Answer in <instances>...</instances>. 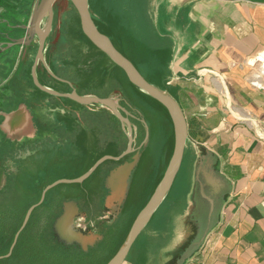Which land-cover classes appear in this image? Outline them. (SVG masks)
Instances as JSON below:
<instances>
[{"label":"crops","instance_id":"0c3cea01","mask_svg":"<svg viewBox=\"0 0 264 264\" xmlns=\"http://www.w3.org/2000/svg\"><path fill=\"white\" fill-rule=\"evenodd\" d=\"M148 4L157 35L171 50L165 83L182 107L188 140L183 165L172 189L176 202L172 209L184 199V211L178 216L182 220H172L173 245L162 247L154 260L148 257L146 262L264 264V90L249 82L252 70L249 60L258 53L264 54V0H149ZM31 59L30 55L26 64L18 60L6 81L18 76L21 83L29 86L27 71ZM42 73L50 79L43 84L51 87V78L43 69ZM111 74L112 66H108L107 75ZM60 83L66 84L68 90L58 89L59 92L72 91V86ZM13 87L12 91L20 97L14 110L22 104L27 108L19 109L13 122L8 123L10 135L18 134L19 141L28 136L30 141L40 131L50 133L45 126L42 129L40 122L34 126L29 116H37L29 101L35 100L37 104L41 98L43 105L47 97L37 96L32 85L24 93ZM1 98L4 106L7 99ZM52 98L55 104L52 107L61 102L67 112L68 106L77 104L65 98ZM109 114L112 117L110 111ZM198 164L215 170L228 187L208 234L194 244L198 229L206 227L208 213L197 192ZM183 169L189 176L187 186L176 193ZM160 225H164L163 221ZM157 231L161 228L157 227ZM140 258L139 254L137 262ZM124 264L134 263L126 260Z\"/></svg>","mask_w":264,"mask_h":264},{"label":"rangeland","instance_id":"374dc122","mask_svg":"<svg viewBox=\"0 0 264 264\" xmlns=\"http://www.w3.org/2000/svg\"><path fill=\"white\" fill-rule=\"evenodd\" d=\"M148 1L149 0H115L114 2L117 7H119L121 3L125 5L124 8L127 9V12L124 13L126 15L124 20L130 22L136 21L135 18L141 15L140 11L143 8L145 10L144 17L148 18L151 12ZM35 2L36 0H5L4 7L10 9L11 13L9 12V15H13L12 13H19L18 9L25 11V13H23V15H25L24 21H29ZM143 2L144 6L142 7ZM8 14L6 13L5 15ZM75 16V9L73 5L70 4L69 0L57 1L55 5L53 29L47 40V46L49 47L47 52L48 65L61 79L69 81L72 84V87H70L71 90L76 89L82 94L102 98L113 97L126 112L128 111L130 113L128 117L133 124V133L135 137L133 148L135 151L127 157L128 159L125 160L124 163L132 162L134 156L141 150L142 155L140 165L133 174L127 206L132 211H138L149 198L161 177V172L165 169L170 151L169 134L171 130L168 129L167 135L165 136L166 138H163L160 132L154 133V135L150 132V136L147 139L148 123L145 117L142 113L129 105L127 97L122 91L123 88L120 82L115 77L113 78L107 75L108 66H112V70L116 72L121 80H124L121 71L116 69L111 64L110 60L99 51L70 35L72 25L75 24ZM7 18L10 19L9 16H7ZM139 18L142 24L147 28V22L143 20L141 16ZM6 21L7 20L4 21L3 26L9 25ZM46 22V20L43 22V26ZM1 31L3 33L6 32L5 29ZM23 34L24 31L22 29H13L11 32H8L6 36L7 40L1 36L0 40L4 41L2 43H7L8 38L21 37ZM60 36L67 38L70 47L61 55L55 56L54 54L60 50ZM19 47L20 46H15L4 53H0V69L2 70L0 71V98L4 97L7 99L6 102L4 101L6 106H3L2 102H0V165L4 167L6 177V185L0 190V206H10L12 202L14 203L18 200L19 195H24L23 191L21 192L19 188L21 185H26L30 179L27 180V178L23 176L24 173L18 178V167H22L24 162H30L27 165L31 168H35L36 164L31 165L32 162L28 159L30 156L36 158L37 160H35V162L41 165L42 169H45L43 175H35V180L46 181L52 178L59 180L63 179V177L74 178V172L79 171L82 173L86 171L97 159H99V157L115 154L116 145L113 141L119 144V151L121 152L125 151L128 146V129H124L121 123H117L113 120L108 109L99 107L98 105L93 107V105L82 106L80 104H74V107L68 106L67 112L63 109L65 105L61 102L57 103L56 106L58 107H52L55 105L52 96L36 90L30 81L29 86H25L23 82L21 83L18 76L15 78H13V76L6 81L7 78L4 76L3 72L9 73L11 71L12 66L17 61L19 52H21ZM37 49L38 45L32 47L30 53L22 58V63L26 64L27 58L30 57V55L31 58H34ZM8 52L11 53L6 54ZM10 57L12 58L10 61L12 65L11 68L7 70L5 66L8 63L7 59ZM54 62H57L59 69ZM64 62H66V64H64ZM256 68L257 65L252 67L250 75H252L253 71L257 70ZM203 71L204 73L206 72V70ZM39 78L42 83H48V80H50L43 75L41 68L39 69ZM3 79H5V81ZM51 80V88L57 91L58 89L68 90L66 84L53 79ZM31 85L36 91L37 96L47 97V101L43 100V105L40 103L41 98L37 99V104L34 103L35 100L29 101L35 108L33 112L37 113V116L33 117L34 126L36 123L39 124L40 122V124L43 125L42 129L45 126L48 130L50 129L51 132L45 134L43 131H40L39 135L36 136L37 138L33 140L28 141L29 137L27 136L24 141H15L17 140L16 135L18 134L14 133L10 135L7 131V126L3 125L4 121H6L4 115L15 111L14 109L19 100L14 98L15 95L13 94L12 87L14 86L13 88H15L18 93H24ZM64 117L67 119H64ZM59 123H64L66 126L61 127ZM64 128L75 131H67L64 130ZM124 163L121 165L109 163L103 167V170H105L103 174H101L102 169H100L92 177L87 179L84 184L80 186L72 184L79 189H83L84 200L94 202L90 207L83 205L82 208L76 202V204L72 203L66 206L67 210L71 211L79 210L82 212L84 210L82 216H84L85 219H83V223H81L78 228V232L82 233L86 240H84L83 244L77 246L79 248L75 249L76 251H70L61 246H50L54 243L50 241L53 236L51 230H49L53 212L44 210V213L38 220V226L41 231L39 233L30 231L26 234L24 245L15 253V260L21 264L23 256H28L30 258L22 261V264H87L86 262H81L84 257L82 253H79L78 249L83 247L86 250L95 242L96 239L94 236H97V234L99 235L98 232L108 231L120 217V215L115 217V215L110 212V207L115 210L117 209L115 208L117 202H107L106 198L111 194V191L105 186V183L106 179H109L110 173L120 169L121 166H124ZM188 177L186 170L183 169L175 187L176 193L184 189L183 187L186 185L185 182ZM17 180L20 181L19 183L21 185L18 186ZM122 185L123 181H117L116 186H114V191H121L120 188ZM183 202L184 199L182 198L179 200V204L176 208H171L169 210V219L172 218L173 220V218H175L176 222L182 220L178 218V216L184 211L185 203ZM59 210H56L55 213H58ZM41 213L40 211V214ZM163 217H165V213L161 211L157 218V222L143 233L139 243L132 252L133 260H136L137 256L140 254L143 259L141 263L147 264L146 260L148 257L154 260L162 247L166 245L171 246L175 238L172 233V228L170 227L173 221H168L167 224L160 225L162 221H164ZM157 227L161 228L160 232L157 231ZM172 238L173 240L171 241ZM52 241L54 240L52 239ZM70 246L75 247L76 245ZM106 256L100 255V258H97L95 255L93 263L90 264H98V260L100 263ZM127 262H131V260L128 259ZM150 264H155V262L151 261Z\"/></svg>","mask_w":264,"mask_h":264},{"label":"water","instance_id":"95a60500","mask_svg":"<svg viewBox=\"0 0 264 264\" xmlns=\"http://www.w3.org/2000/svg\"><path fill=\"white\" fill-rule=\"evenodd\" d=\"M57 1L59 0H36L28 23L16 26V28L22 29L24 31L23 36L17 39L8 38L7 43L0 42V53H4L5 51H8L15 46H20L19 49H21V52H19L17 61L15 63H17L18 60L19 63H21L23 61L22 58L28 55L29 47H35V45L37 44L38 49L36 55L34 58L31 59V61H33V65L31 67V76L34 85L42 92L51 96L70 99L73 102L82 106L98 105L99 107L108 109L113 115L118 118L122 127L124 129H128V146L126 150L119 156L114 157L111 155H106L100 158L90 168V170H88L80 177L74 179H59L46 186V188L42 192L40 201L28 209L23 224L15 235L14 242L10 248L9 253L4 256H0V260L8 258L12 255L13 250L18 242V239L23 230L26 228L27 224L29 223L33 212L36 208L41 206V204L46 198L47 193L50 190L62 184H81L85 182L88 178H90L91 175L98 169V167L105 161H119L125 156L132 154L135 151V149L133 148L135 140L133 133V124L130 118L128 117L130 113L128 111L126 112L125 109L117 102L115 98H102L92 95H81L76 89H72L71 92L61 93L51 87L44 85L40 81L39 69L41 68L45 70L49 78L59 82H65L68 85L72 86L69 81L61 79L58 75H56V73L48 65L47 60V40L53 29L55 20V5L57 4ZM69 2L73 5L74 9L78 13L83 33L100 51L106 54L115 65L120 67L125 72L129 81L134 86H136L143 93L157 100L167 109L173 125L174 150L167 165V168L164 172V175L161 181L156 186L152 196L150 197L146 205L135 218L125 242L117 251V253L107 263L124 264L133 246L135 245L139 237L142 235V233L146 230L154 215L170 194L177 179V176L182 168L188 140L187 121L182 107L180 106L178 101L171 95V93L167 90H162L156 85L150 83L137 69V67L117 49L111 38L99 30L91 13L90 1L69 0ZM45 20L47 22L43 26V22ZM35 40H38V42H35ZM21 107H19L16 111L10 112L9 114H5L4 116L6 118V121H4L3 125L7 126L10 121L13 122V117L17 114V111H19V109L27 108V105L22 104ZM29 116H31L33 119L32 114H30ZM147 127L148 139L150 136V128L149 126ZM15 141L19 140L17 139ZM141 155L142 150L134 156L132 162L126 164L124 163V166H121L120 169L111 172L108 177L109 179H106L105 186L111 191V194L107 196L106 200L110 203L117 202V206L115 207L117 208L116 210L110 207L111 213L115 215V217H118V215H120L122 212V207L124 205L125 200L127 199L133 174L140 163ZM196 180L199 201L207 205L208 213L205 229L202 230L204 226L202 228H199V226L197 225L200 230L198 229L197 231V240L194 242V244H197L200 239L205 238V236L208 234V231L210 230L211 225L217 217L218 212H220L221 210V207L223 205V196L228 187L226 182L219 176V174L215 170L209 168L206 169L202 164H198V168L196 171ZM117 181H123V185L120 188L121 191H114V186H116ZM5 185V169L0 165V190L3 189ZM72 203L76 204L75 201H69L63 204L62 213L59 217L55 219L53 228L55 236L60 242L64 243L65 245L80 246V244H83L84 240L86 239L84 238L85 236L82 233L78 232V228L76 227L74 221L75 218L80 215V211H71L67 210L66 208L67 205ZM94 237L96 241L103 239V236L101 235H97ZM188 251L189 249L185 252V254Z\"/></svg>","mask_w":264,"mask_h":264},{"label":"trees","instance_id":"16d2710c","mask_svg":"<svg viewBox=\"0 0 264 264\" xmlns=\"http://www.w3.org/2000/svg\"><path fill=\"white\" fill-rule=\"evenodd\" d=\"M89 1H90V9L93 19L96 25L98 26L99 30L111 38L117 49L137 67V69L150 83L156 85L162 90H167L170 92L168 85L165 83V73L167 71L168 64L170 61L171 50L168 47L167 43L165 41H162V39L158 37L157 32L154 29V25L150 15L148 16V18L144 17L145 15L144 8L140 11L141 12L140 16L143 18V20L147 22L148 24L147 28L142 24L141 19L139 18L140 16H138V18H135L136 21L127 22L124 20L125 19L124 17L126 16L124 13L127 12V9L124 8L125 5H123L122 3L121 5L119 4V7H117L116 3L114 2L115 0H89ZM4 3L5 0H0V36L5 40H7L6 36L8 35V32H11V30L14 28L13 27L14 25L25 24L27 23L28 20L24 21L25 15H23V13H25V11H22L20 9H18L19 13H12L13 15H9L8 13L10 12V9L8 7L7 8L4 7L5 5ZM143 6H144V2L142 7ZM6 13L8 15H5ZM75 13H76L75 24L72 25V29L70 30L71 33L70 35L78 38L80 41L86 43L91 48L99 51L106 58H108V56L104 54L102 51H100L83 33L81 28L80 18L76 10ZM7 16H9V18L12 21L8 19ZM5 20H7L6 23H8L9 25L3 26ZM3 29H5L6 32L3 33L1 31ZM59 41H60L59 43L60 50L54 54L55 56L61 55L62 53L66 52V50L70 47V44L66 37L60 36ZM10 53L11 52H8L6 54H10ZM11 60H12L11 57L7 59L8 63L5 66L7 70L8 68H11L12 65L10 63ZM110 62L116 69L121 71L124 80H121L114 70H112L111 76L113 78L115 77L120 82L123 88L122 91L126 95L129 105L143 114V116L145 117L148 123L151 134L154 135V133L160 132L161 136L163 138H166L165 136L167 135L168 129L171 130L169 134L170 151H169L167 163L165 165V169L164 171L161 172V177L158 181L159 183L164 175V172L167 168V165L170 161V158L174 150V130L170 115L167 109L161 103H159L157 100L153 99L149 95L140 91L136 86H134L129 81L127 75L120 67L115 65L111 60ZM54 63L57 64L56 62ZM64 64H66V62H64ZM32 65H33V61H31L30 66L28 68L27 78L36 90L42 92L33 83V79L31 76ZM0 71L2 70L0 69ZM114 72H115V76H114ZM11 73H12L11 71L9 73L3 72L6 78L11 76ZM66 100L70 103H74L70 99H66ZM112 119L115 120L117 123H120V121L115 115H112ZM118 155L119 154L117 153L115 156ZM124 161L125 160H120V161H116V163L121 165L122 163H124ZM94 163L86 171L82 173L79 172L76 176H74V178H77L82 174H84L85 172H87L94 165ZM56 180L58 179L52 178L46 181H38L35 179H30L25 186V189L28 190V192L30 191L28 195L25 194L19 195L18 200H16V202L14 203L12 202L10 206L9 205L0 206V256H4L9 253L10 248L14 242L15 235L21 228L28 209L40 201L42 192L46 188V186L55 182ZM82 184H84V182L75 185L80 186ZM64 186L65 185H60L54 188L53 190H51L50 192H48L44 202L33 212L29 223L27 224L26 228L23 230V232L21 233L18 239V242L13 250L12 255L8 258H4L0 260V264H19L18 261L15 260V253L16 251H18V249L21 246L24 245L25 236L28 232L33 231L34 233H39L41 231L40 227L38 226L39 223L38 220L39 217L44 213V210L47 212L49 211L53 212L49 224V230H51L53 236V238H51L50 241L51 243L52 242L54 243L51 244L50 246H61L70 251H76L75 249L79 248L77 247L79 245L72 247L70 245H65L64 243L60 242L54 233V228H53L54 219L61 212L63 204L70 199V197L61 198L60 196L55 195V192L60 188H63ZM154 190L150 194L149 198L145 201L142 208H140L138 211L137 210L132 211L127 206V199H128V195H127V199L124 202V205L122 207V213L118 221L116 220L114 226L110 227L108 231L99 233V235L105 237V240L103 239L98 240L93 247H90L87 250L83 248H80L81 250L78 249L79 253L80 254L82 253L84 257V259L81 262H86L87 264L93 263L95 255L97 258H100V255L106 256V254L109 252L108 255L105 258H103V260L100 263L98 260V264H107L125 242L135 218L137 217L139 212L143 209V207L146 205V203L152 196ZM172 196L173 195L171 190L170 194L165 199L161 207L158 209V211L154 215L153 219L151 220L146 230L148 228H151V226L157 222L158 220L157 218L160 215L161 211L165 213V217H163L164 220L163 222L166 223H164V225L167 224L168 221L172 222V218L169 219L168 216L169 210L176 204ZM60 205L61 208H58L60 207ZM56 210H59V212L55 213ZM40 211L42 212L41 214ZM82 222H83L82 217H79L77 219V223L80 225ZM142 235L139 237V239L133 246L127 258V260L128 259L131 260V262H133L134 264H141L143 260L142 258H140L139 262H137V259L133 260L132 258V252L136 247V245L139 243ZM52 239L54 241H52ZM92 250H93L92 253L94 254H91L90 251ZM29 258L30 257L28 256H23L22 261L28 260Z\"/></svg>","mask_w":264,"mask_h":264},{"label":"flooded vegetation","instance_id":"af4514ba","mask_svg":"<svg viewBox=\"0 0 264 264\" xmlns=\"http://www.w3.org/2000/svg\"><path fill=\"white\" fill-rule=\"evenodd\" d=\"M19 25H22V24H19ZM16 26H18V25H14L13 27V29H18V28H16ZM12 29V30H13ZM20 36H17V37H14L15 39H17V38H19ZM37 40H35V42H36ZM1 43L2 42H4V41H0ZM32 48V46L31 47H29V51H30V49ZM29 51H28V53H29ZM6 56H8V55H6ZM2 59V58H1ZM114 76H115V72H114ZM14 98L15 99H19L20 97H17V95L18 94H15L14 93ZM20 96V95H19ZM61 119H63V118H61ZM64 119H67L66 117H64ZM64 121V120H63ZM64 123H65V121H64ZM114 143H115V145H116V153L115 154H112L111 156H114V157H116L115 155L118 153L119 155H121L123 152H121V151H119V144L116 142V141H113ZM30 154V153H29ZM118 155V156H119ZM130 155V154H129ZM129 155H127V156H125L124 158H122L121 160H127L128 158V156ZM100 158H102V156L100 157ZM99 158V159H100ZM28 159H30L31 160V165L33 164H36L35 165V168H31L30 166H28L27 164H29V163H26V162H24V164H23V166L21 167V166H19L18 168H19V170H18V178L19 177H21V174L22 173H24L23 174V176L25 177V178H27V180L28 179H35L36 177H35V175L36 176H39V175H43L44 173H45V169H42V167H41V165H39L37 162H35V160H37L36 158H32L31 156L28 158ZM98 159V160H99ZM34 160V161H33ZM97 160V161H98ZM96 161V162H97ZM120 161V160H119ZM95 162V163H96ZM125 162V161H124ZM140 162H141V159H140ZM94 163V164H95ZM109 163H115V164H117L116 163V161L115 160H107V161H105L104 163H102L98 168L99 169H97L92 175H91V177L95 174V173H97L100 169H102V172H101V174H103V172L105 171V170H103L104 168L103 167H105L107 164H109ZM42 164V163H41ZM123 164V163H122ZM119 165V164H118ZM138 169V168H137ZM90 170V169H89ZM79 173V171H76V172H74V175L73 176H76L77 174ZM81 173V172H80ZM86 173V172H85ZM27 175V176H26ZM72 175V174H71ZM83 175V174H82ZM80 177V176H79ZM23 178V177H22ZM63 178H67V179H74V178H69V177H63ZM89 179V178H88ZM22 180V179H21ZM18 181V180H17ZM20 181H18V186L19 185H21L20 183H19ZM132 182V181H131ZM62 185H65L63 188H60L59 190H57L56 192H55V195L56 196H60L61 198H66V197H70V199L68 200V201H75L76 203H78L79 204V206H81L82 208H83V205L84 206H86V207H90V206H92V204L94 203V202H91V201H87V200H84V197H83V189L82 188H77L76 186H73L72 184H62ZM67 185V186H66ZM69 185V186H68ZM25 186L26 185H21L20 186V191L22 192L23 191V194H25V195H28L29 194V192H28V190H26L25 189ZM60 186V185H59ZM131 186V185H130ZM58 187V186H57ZM53 190V189H52ZM130 190V189H129ZM51 191V190H50ZM49 191V192H50ZM129 193V192H128ZM48 194V193H47ZM46 199V198H45ZM58 208H61V205H60V207H58ZM62 208H63V206H62ZM84 211V210H83ZM82 211V212H83ZM82 212H80V215H78L76 218H75V225H76V227L77 228H79L80 227V225L77 223V219L79 218V217H83V216H81L82 215ZM62 213V209H61V212L55 217V219L57 218V217H59L60 216V214ZM122 213V212H121ZM121 215V214H120ZM55 219H54V222H55ZM83 223V222H82ZM53 225V224H52ZM103 240H105V237L103 236ZM91 246H89L88 248H90ZM83 248V247H82ZM87 248V249H88ZM84 249V248H83ZM86 249V250H87ZM91 252V254H94V253H92L93 252V250L92 251H90Z\"/></svg>","mask_w":264,"mask_h":264},{"label":"built area","instance_id":"2783aa9c","mask_svg":"<svg viewBox=\"0 0 264 264\" xmlns=\"http://www.w3.org/2000/svg\"><path fill=\"white\" fill-rule=\"evenodd\" d=\"M252 67L257 65V70L253 71L249 77L250 84L260 90H264V54L258 53L253 59L249 60Z\"/></svg>","mask_w":264,"mask_h":264}]
</instances>
